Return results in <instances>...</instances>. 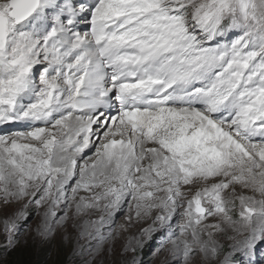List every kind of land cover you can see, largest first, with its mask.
Segmentation results:
<instances>
[{
	"label": "snow or ice",
	"instance_id": "snow-or-ice-1",
	"mask_svg": "<svg viewBox=\"0 0 264 264\" xmlns=\"http://www.w3.org/2000/svg\"><path fill=\"white\" fill-rule=\"evenodd\" d=\"M0 204L5 251L33 206L46 242L67 208L99 234L127 205L152 223L125 252L260 264L264 0H0Z\"/></svg>",
	"mask_w": 264,
	"mask_h": 264
},
{
	"label": "rangeland",
	"instance_id": "rangeland-1",
	"mask_svg": "<svg viewBox=\"0 0 264 264\" xmlns=\"http://www.w3.org/2000/svg\"><path fill=\"white\" fill-rule=\"evenodd\" d=\"M117 138L120 137L118 136ZM88 155L91 156L92 153H88ZM2 207L3 205L0 204V208ZM30 211L32 214L34 212V215H32V218L20 231L15 248H21L25 246L29 247V250L36 248H45L49 253L56 252L57 255H59L58 264H61V262L65 264H131L133 256L135 257L137 264H156L152 262V260L154 259L155 255L161 254V251L158 248L161 244L160 236H155V239L152 240L145 237L143 245L141 247H137L135 253H132L130 250L128 252H125V247L133 238V236L129 235L123 236L122 228L119 229V225H117L118 223H124L126 221L129 213H127L125 210L122 214H119L116 217L115 223L111 228L105 225L99 230V234H97L95 227L92 233L94 234V236H96V240L94 242L98 244H94V242H91L90 237L86 235L87 223H85V221H82L80 226L71 224V229L79 231L78 236H74L73 234H66L65 231H55L54 239H52L51 241L41 242L36 235L37 227L34 225L30 227L29 223L31 222L33 217H35V215H42L43 212L41 211L40 213V211H37L34 206L30 209ZM63 214L64 212L57 213V219L63 216ZM145 222L146 228L152 223V221L149 219H147ZM183 222L184 221L182 217L177 214L174 223L177 237L180 236L179 226ZM213 222L216 223L214 220H211V218H208L206 221H204V223L207 224H214ZM58 226L62 228V230H67L65 222ZM116 226H118V229L116 228ZM0 230H2V226H0ZM81 235L83 237H81ZM204 235L206 236L207 233H204ZM119 238L123 239L121 243L116 242V240H119ZM136 238L139 239V236H136ZM163 240V245H165L166 241H168L167 248L170 250L171 242L166 238H164ZM154 241L156 244H152ZM221 242L223 243L224 241L222 240ZM5 243L6 241L2 236H0V264H2L7 258L6 254L8 251H5ZM101 246H103L104 251L101 249ZM224 255H227V247H225V250L221 254V256L216 258L217 261H222ZM259 258L260 253L258 252L255 259ZM189 262L191 264H207V258L200 252H194ZM260 264H264V260H261Z\"/></svg>",
	"mask_w": 264,
	"mask_h": 264
},
{
	"label": "bare ground",
	"instance_id": "bare-ground-1",
	"mask_svg": "<svg viewBox=\"0 0 264 264\" xmlns=\"http://www.w3.org/2000/svg\"><path fill=\"white\" fill-rule=\"evenodd\" d=\"M82 163V162H81ZM146 163V162H145ZM195 188H192L191 186H184L183 188H182V191H187V192H191V194H193L194 195V193H195ZM246 194H251V192L250 191H248V192H246ZM80 195H85V193H83V192H81L80 193ZM257 198H259V194L257 193ZM185 199L187 200V199H191V195H189V196H186L185 197ZM3 208V207H2ZM68 213H69V219L67 220V221H65V224H66V229L67 230H62V228H60L58 225H56L55 226V228H56V232H63V231H65V233L66 234H73L74 236H78V230H73V229H71V224H75V225H77V226H80V224H81V222L82 221H96V220H98L99 219V215H100V213H99V211H95V212H93L91 215H87V216H83V217H81V216H77V215H75V209H74V207H72V208H68V209H65ZM124 210L127 212V213H129L130 214V212H129V208L127 207V205H125V208H124ZM38 211V210H37ZM59 212H64V211H59ZM58 212V213H59ZM40 213H41V211H40ZM32 215H34V212H33V214ZM64 215V214H63ZM131 215H132V217H133V221H135V213H134V208H133V210H132V212H131ZM129 216V215H128ZM128 216H127V218H128ZM42 217H43V213H42V215H35V217H33V219L31 220V222L29 223L30 224V227L32 226V225H34V226H38L40 223H41V220H42ZM127 218H126V221H127ZM149 220H151V218H149ZM211 220H213L212 218H211ZM126 221L124 222V223H118L117 225H119V229H121L122 228V226H123V236L124 235H129V236H139V231H140V229H142V228H146V220H144V221H138V222H131V223H126ZM152 221V220H151ZM216 223L218 222V218L216 219V220H214ZM214 223V222H213ZM150 224V223H149ZM29 227V228H30ZM118 226H116V228H117ZM148 227V226H147ZM26 228V227H25ZM33 228V227H32ZM115 228V229H116ZM95 229V226L94 225H90V224H87V234L86 235H88L89 237H90V241L91 242H94L95 240H96V236H94V234L92 233V231ZM114 229V230H115ZM118 229V228H117ZM120 234V233H119ZM81 237H83L82 235H81ZM162 239V238H161ZM161 239H160V241H161ZM190 239V238H189ZM123 241V239L122 238H119V240H116V242H118V243H121ZM164 241V240H163ZM101 242V241H100ZM157 242V241H156ZM164 243V242H163ZM94 244H98V243H95L94 242ZM152 244H156L155 243V241L152 243ZM167 244H168V241H166V243H165V245H163V247H164V250L163 251H161V254L160 255H155V257H154V259L152 260V262H154V263H156V264H173V261L176 259L175 257H173L172 255H171V252H170V250L167 248L168 246H167ZM159 249L161 248V244H160V247H158ZM158 248H157V250H158ZM101 249L104 251V248H103V246H101ZM100 250V249H99ZM98 250V251H99ZM190 260H191V258H190ZM193 261V260H192ZM198 261V260H197ZM189 264H191L190 262H189Z\"/></svg>",
	"mask_w": 264,
	"mask_h": 264
},
{
	"label": "trees",
	"instance_id": "trees-1",
	"mask_svg": "<svg viewBox=\"0 0 264 264\" xmlns=\"http://www.w3.org/2000/svg\"><path fill=\"white\" fill-rule=\"evenodd\" d=\"M58 256L56 252L49 253L45 248L29 250V247L24 246L9 250L2 264H58Z\"/></svg>",
	"mask_w": 264,
	"mask_h": 264
}]
</instances>
